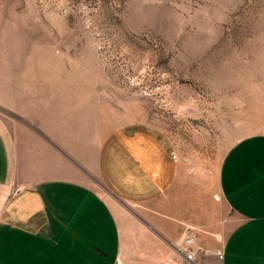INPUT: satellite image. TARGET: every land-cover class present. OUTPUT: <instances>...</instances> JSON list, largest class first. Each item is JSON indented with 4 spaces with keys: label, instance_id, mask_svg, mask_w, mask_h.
Here are the masks:
<instances>
[{
    "label": "rangeland",
    "instance_id": "1",
    "mask_svg": "<svg viewBox=\"0 0 264 264\" xmlns=\"http://www.w3.org/2000/svg\"><path fill=\"white\" fill-rule=\"evenodd\" d=\"M0 126L77 147L154 134L193 187L195 220L209 197L232 228L220 177L236 143L264 135V0H0ZM96 172L84 176L125 221L128 206ZM196 221L194 260L183 225L171 244L152 227L137 233L139 250L119 264H223Z\"/></svg>",
    "mask_w": 264,
    "mask_h": 264
},
{
    "label": "crops",
    "instance_id": "2",
    "mask_svg": "<svg viewBox=\"0 0 264 264\" xmlns=\"http://www.w3.org/2000/svg\"><path fill=\"white\" fill-rule=\"evenodd\" d=\"M22 128L7 137L0 126L1 264H119L139 250L135 235L147 227L168 236L167 244L178 240L183 225L181 245L191 232L193 187L179 181L177 159L154 134L119 132L99 147H77L60 136L51 143L47 130L35 135ZM88 171H97L108 192L128 206L125 221L86 179ZM220 187L237 223L230 228L207 197L196 221L199 241L223 252V264H264V135L230 149ZM130 206L149 211V222Z\"/></svg>",
    "mask_w": 264,
    "mask_h": 264
},
{
    "label": "built area",
    "instance_id": "3",
    "mask_svg": "<svg viewBox=\"0 0 264 264\" xmlns=\"http://www.w3.org/2000/svg\"><path fill=\"white\" fill-rule=\"evenodd\" d=\"M196 238L194 234H190L184 240L183 254L188 260H194L196 258L195 248L193 247L196 245ZM220 257L223 258V255H220Z\"/></svg>",
    "mask_w": 264,
    "mask_h": 264
}]
</instances>
